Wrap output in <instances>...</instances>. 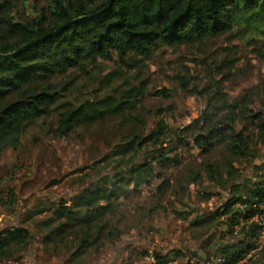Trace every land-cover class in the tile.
I'll return each mask as SVG.
<instances>
[{"label":"trees","instance_id":"obj_1","mask_svg":"<svg viewBox=\"0 0 264 264\" xmlns=\"http://www.w3.org/2000/svg\"><path fill=\"white\" fill-rule=\"evenodd\" d=\"M16 1L0 0V151L17 148L31 125L53 116V132L62 139L78 128L115 119L126 132L111 152L118 172L101 176L73 198L72 206L56 205L52 215L37 224L45 247L67 246L70 260L76 261L89 248L113 241L105 220L114 205L129 196L131 185L138 191L161 177L158 193L166 197L173 188L167 171L181 167L178 157L166 153L164 118L147 134L146 120L138 114L144 107L145 82L136 84L131 70L145 67L161 47L192 46L227 35L251 41L264 36V0H50L49 7L29 5L25 10L33 16L30 20L21 19ZM100 61L116 64L101 75L108 93L78 105L63 103L79 75L89 74ZM68 75L73 76L70 87L59 88L57 81ZM254 97L250 91L230 103L219 94L221 108L211 98L209 110L190 126L195 130L192 141L205 158L198 167H184L181 193L202 186L204 174L213 187L231 193L215 212L192 220V229L202 239L193 254L195 264H240L258 242L262 226L244 223L264 213V176L239 182L235 168L239 160L256 158V147L264 146V115L253 112ZM185 135L179 144L187 141ZM254 140L257 146L252 148ZM145 149L151 161L140 159ZM236 235L238 242L225 241ZM34 241L25 226L0 230V263L18 258ZM180 257L186 255L155 254L159 264Z\"/></svg>","mask_w":264,"mask_h":264},{"label":"rangeland","instance_id":"obj_2","mask_svg":"<svg viewBox=\"0 0 264 264\" xmlns=\"http://www.w3.org/2000/svg\"><path fill=\"white\" fill-rule=\"evenodd\" d=\"M16 4L21 19L30 20L33 16L25 9L34 4L49 7L50 0H17ZM263 50L264 36L251 41L227 35L192 46L161 47L146 61L145 67L131 70L136 84L145 82L144 107L138 114L146 120L147 134L164 118L168 125L166 153L171 158L178 157L181 167L167 171L173 188L166 197L158 193L164 182L161 177L156 176L151 185L138 191L131 185L129 196L114 205L105 220L114 233L113 241L89 248L76 261L70 260L67 246L45 247L37 224L51 216L56 205L67 202L72 206L73 198L101 176L118 172V162L112 159L111 152L123 142L126 132L122 131L119 119L78 128L67 139L55 136L54 116L31 125L17 148L0 151V230L25 226L30 228L35 241L18 258L0 264H159L155 254L174 255L177 251L186 257L172 264L191 261L195 264L193 254L199 251L202 239L192 229V220L215 212L231 193L229 189L213 187L206 174L202 186L192 185L188 193H181L179 183L185 180L184 167L190 164L196 167L205 158L192 141L195 130L190 126L209 110L211 98L221 108L222 103L216 100L219 94L233 103L254 91L252 110L264 115ZM115 67V62L100 61V66L90 68L89 74L81 73L75 86L64 93L62 102L78 105L104 96L108 92L103 76ZM72 80L70 75L61 77L57 86L70 87ZM184 133L187 141L179 144ZM257 140L252 148L257 146ZM146 150L140 159L151 161V153ZM256 150V158L247 157L235 165L239 182L264 176V146L259 145ZM106 156L110 157L105 161ZM106 166L110 169L106 170ZM28 218L32 220L27 221ZM244 224L262 229L254 247L256 252L247 253L240 264H264V213ZM239 230L240 227L237 233ZM235 237L225 241L238 242L240 235Z\"/></svg>","mask_w":264,"mask_h":264},{"label":"built area","instance_id":"obj_3","mask_svg":"<svg viewBox=\"0 0 264 264\" xmlns=\"http://www.w3.org/2000/svg\"><path fill=\"white\" fill-rule=\"evenodd\" d=\"M263 235H264V224H263ZM256 252V249L254 248L253 250L250 251V254H254ZM190 264H194V262H190Z\"/></svg>","mask_w":264,"mask_h":264}]
</instances>
